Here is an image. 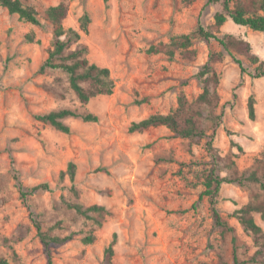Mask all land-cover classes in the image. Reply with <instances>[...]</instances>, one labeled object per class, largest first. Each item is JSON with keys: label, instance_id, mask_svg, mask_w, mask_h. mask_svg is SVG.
Returning a JSON list of instances; mask_svg holds the SVG:
<instances>
[{"label": "rangeland", "instance_id": "obj_1", "mask_svg": "<svg viewBox=\"0 0 264 264\" xmlns=\"http://www.w3.org/2000/svg\"><path fill=\"white\" fill-rule=\"evenodd\" d=\"M38 13L34 26L0 6V259L8 264H46L33 221L51 236L72 238L52 245L53 264H107L104 249L116 235L113 264H233L230 234L214 226L203 176L211 158L205 144L222 159L220 175L232 161L249 170L264 153V77L255 67L264 63V34L227 20L214 26L219 4L207 0H21ZM64 3L65 28L79 29L86 13L90 24L80 42L90 62L110 70L115 87L82 105L59 70L39 72L51 47L52 29L44 17L49 6ZM261 13V12H258ZM208 31L230 35L248 45L235 52L244 74L221 46L194 36L190 54L166 51L172 37ZM31 39V40H30ZM160 49L151 53L149 49ZM210 65L218 75L213 112L196 100L202 92L198 73ZM183 95L187 106L200 110L205 138L198 142L173 135L163 126L128 132L131 123L153 114H168ZM254 102V120L248 101ZM73 109L97 116L96 122L66 118L64 134L35 119L38 114ZM237 145V146H236ZM238 147L241 149L239 150ZM75 178H59L67 164ZM47 184L22 198V191ZM73 187L77 197L70 192ZM258 187L223 184L216 208L234 229L238 254L246 260L255 248L230 215L246 204ZM63 201L107 213L92 224L66 208ZM264 230V222L254 214ZM92 233L94 241L82 238Z\"/></svg>", "mask_w": 264, "mask_h": 264}, {"label": "trees", "instance_id": "obj_2", "mask_svg": "<svg viewBox=\"0 0 264 264\" xmlns=\"http://www.w3.org/2000/svg\"><path fill=\"white\" fill-rule=\"evenodd\" d=\"M208 4H219L221 10L214 15V26L220 28L227 20L237 26L246 27L252 31L264 34V0H207ZM0 6L5 8L9 14L17 15L18 18L26 23L34 26H40L41 21L38 13L31 6L25 5L21 0H0ZM261 12V13H258ZM68 14V7L64 3L49 6L44 11L46 22L52 29L51 47L47 51V56L39 67V72L44 73L48 70H59L67 76L69 88L74 93L80 104L85 105L90 100L99 96H110L115 87L114 80L110 70L106 67L98 66L90 62L87 58L88 49L80 42L81 33L86 34L90 24L89 16L84 13L79 19V29L65 28L64 20ZM194 36H198L205 41L213 40L217 42L223 51L230 56L238 65L240 74H244L240 61L235 59L234 53L240 52L248 55V45L244 41L237 40L230 35L214 33L208 31L201 25L188 35H180L172 37L170 44L167 45L166 54L172 58L175 50H181L186 54H190L189 48L192 46ZM31 40V39H30ZM151 53H159L160 49L151 47ZM218 57L212 55L208 62L202 67L198 73V78L202 85V92L199 94L196 104L203 109L213 112L217 105L216 86L218 84V75L211 67L210 63L217 61ZM252 64L259 61L254 55H248ZM255 77H264V63H259L256 67ZM201 110V109H200ZM194 110L187 106V102L183 95L178 98L176 109L168 114H153L138 122H133L128 128V132H142L149 128L163 126L173 135L187 139L189 141L198 142L205 138V129L198 118L202 112ZM248 117L254 120V102L250 98L248 101ZM66 118H79L84 122H96L97 116L91 113L79 112L73 109H60L48 113L38 114L35 116L37 121L48 124L54 129L64 134L70 132L69 127L64 123ZM212 138L206 142L205 147L211 158L210 167L203 176L202 185L204 190L200 194V198L207 197L211 210V216L214 226L221 228L223 232L231 236L232 263L233 264H264V230L255 222L254 214H258L264 222V153L261 159H257L249 170L239 172L234 163L229 161L225 165L228 169L226 176L220 175V162L222 159L214 151L211 146ZM237 146V145H236ZM240 150L241 148L238 147ZM68 177L71 183L75 178V165L72 162L67 164L66 170L61 171L59 178L62 180ZM223 184H236L240 187L249 188L256 185L259 194L250 193L249 201L236 209L230 215L234 218L242 231L251 238L255 251L246 260H241L238 254L237 238L234 229L224 220L216 208L217 196ZM22 198L27 195L40 191H48L47 184H41L33 187L30 191H22L19 187ZM70 192L77 197L76 190L71 187ZM63 205L73 210L78 216L84 220L90 221L92 224L100 226L97 217H103L107 210L103 206L91 205L83 206L78 202L63 201ZM36 236L42 245V250L46 258V264H53L50 247L52 245H60L72 238V235L64 237L51 236L48 231H44L41 225L33 221ZM84 244H91L94 241L92 233L82 238ZM116 235L112 236L109 245L104 249V255L107 264L112 263L114 254L113 247L115 245ZM0 264H8L5 259H0Z\"/></svg>", "mask_w": 264, "mask_h": 264}]
</instances>
